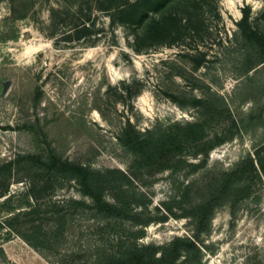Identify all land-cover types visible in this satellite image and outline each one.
I'll use <instances>...</instances> for the list:
<instances>
[{"label":"rangeland","instance_id":"obj_1","mask_svg":"<svg viewBox=\"0 0 264 264\" xmlns=\"http://www.w3.org/2000/svg\"><path fill=\"white\" fill-rule=\"evenodd\" d=\"M136 1L0 0V264H87L116 241L161 245L195 231L190 217H168L137 238V227L72 203L89 202L74 180L41 183L44 162L126 170L133 156L122 143L157 123L183 133L205 105L202 138L135 181L155 212L163 200L209 199L264 143V73L240 76L230 59L243 32L264 37V0H144L128 13ZM32 186L40 212L20 215L18 232L50 230L56 209L67 224L38 250L2 225L34 205ZM198 247L197 264H264V177L233 183Z\"/></svg>","mask_w":264,"mask_h":264},{"label":"trees","instance_id":"obj_2","mask_svg":"<svg viewBox=\"0 0 264 264\" xmlns=\"http://www.w3.org/2000/svg\"><path fill=\"white\" fill-rule=\"evenodd\" d=\"M142 2L145 3L144 0H137L128 4L126 11L130 10L131 12L128 11V13H133L132 10H135ZM247 18L248 11H244L237 23L242 31L247 26ZM235 50L230 59L238 67V75L243 76L251 70H254V73H264L263 36L254 32H243ZM248 80L254 81L252 76ZM215 101H220L223 106L225 105L221 97H216ZM205 107L203 105L198 108L194 121L186 122L183 133L173 131L169 124L157 123L137 137L122 143V147L133 156L126 170L98 169L89 165L71 164L56 159L52 162H44L47 166L45 174L41 177L45 181L41 183H48L54 177L57 180H74L81 195L85 196L89 202L71 199L72 203L86 206L93 212L95 218L107 222H126L130 226L137 227L139 231L136 234L137 238L143 235V227L154 221H165L168 217H190L195 224V231L191 237L175 236L161 245L137 242L125 244V241H116L113 245L104 247L103 251L87 264H178L181 257H184L185 262L189 264H197L201 258L198 239L200 235L209 232L210 220L219 201L227 195L236 181L240 182L250 174L255 175L258 180L264 177L263 143L255 147L251 155H248L226 175L223 184L209 199L195 203L189 208L183 207L178 200L168 199L160 201L159 207H154L155 212L149 209L150 201L147 195L135 184L137 177L149 171H160L166 168L167 165L161 162L164 155H171L170 159L179 157L188 140L196 137L199 141L202 138L201 133L205 123L201 121V118H203ZM199 153L207 156L206 149ZM246 186L244 191L249 190V186ZM35 187H30V197L34 205L28 210L18 211L8 216L2 225L16 233L29 246L38 250L39 247L44 246L45 240L56 242L63 238L67 224L62 210L56 209L50 215L53 220L50 230H45L40 224H32L25 232H18L15 223L20 215L32 216L40 212L34 192ZM108 191L114 192L110 199L106 196ZM177 210L180 212L177 213ZM66 261L62 260L61 264H69Z\"/></svg>","mask_w":264,"mask_h":264}]
</instances>
